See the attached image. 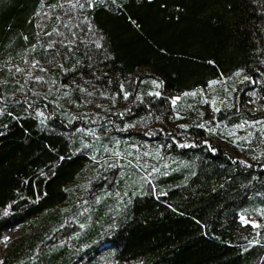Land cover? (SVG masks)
Instances as JSON below:
<instances>
[{
  "label": "trees",
  "instance_id": "1",
  "mask_svg": "<svg viewBox=\"0 0 264 264\" xmlns=\"http://www.w3.org/2000/svg\"><path fill=\"white\" fill-rule=\"evenodd\" d=\"M250 124L264 0H0V264H264Z\"/></svg>",
  "mask_w": 264,
  "mask_h": 264
},
{
  "label": "rangeland",
  "instance_id": "2",
  "mask_svg": "<svg viewBox=\"0 0 264 264\" xmlns=\"http://www.w3.org/2000/svg\"><path fill=\"white\" fill-rule=\"evenodd\" d=\"M44 13L42 12L40 14V19L42 20L44 19ZM11 70L16 71L18 74L21 72H25V71H30L32 72L33 69L30 67L27 68V65H23V66H19V65H11L9 67ZM203 98V97H202ZM205 98V97H204ZM260 111L262 109H259ZM127 128H134V130H139V129H135L134 124H129L128 126H125ZM257 130L260 131V134L257 136ZM231 137V139H229ZM225 138V137H223ZM226 139L228 141V143L230 144L231 147H242V146H247L248 144H250L252 141H254L252 144V146L257 149H262L264 150V125L262 124H250L247 126H235L233 128H230L227 130V135H226ZM249 221L254 223L253 218H249ZM15 234V230L12 231H8L5 233V237H11L12 235ZM4 242L5 239H0V253L3 250V246H4ZM91 264H116L109 255L104 254L102 256L99 257V259L95 260L94 262H92ZM128 264V263H125Z\"/></svg>",
  "mask_w": 264,
  "mask_h": 264
},
{
  "label": "snow or ice",
  "instance_id": "3",
  "mask_svg": "<svg viewBox=\"0 0 264 264\" xmlns=\"http://www.w3.org/2000/svg\"><path fill=\"white\" fill-rule=\"evenodd\" d=\"M194 94V93H193ZM243 219V218H242Z\"/></svg>",
  "mask_w": 264,
  "mask_h": 264
}]
</instances>
